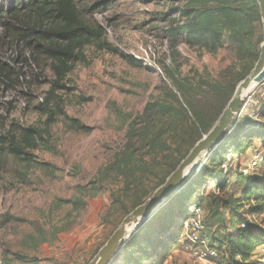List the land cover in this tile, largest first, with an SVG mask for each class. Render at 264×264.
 Wrapping results in <instances>:
<instances>
[{"label":"rangeland","instance_id":"374dc122","mask_svg":"<svg viewBox=\"0 0 264 264\" xmlns=\"http://www.w3.org/2000/svg\"><path fill=\"white\" fill-rule=\"evenodd\" d=\"M19 2L0 0V75L5 69L9 76L8 80L0 76L3 136L19 128H45L47 117L38 108L45 104L55 79L47 56L27 43L38 27L34 20L27 21L23 11L14 14L18 19L9 13ZM103 2L104 10L90 12L93 4ZM185 3L76 0L81 14L105 29L118 53L86 48L89 63H78L65 81L67 89L57 91L49 103L64 111L51 128L53 149L41 145L33 151L32 167L0 151V264L91 262L106 240L104 219L114 210V198L130 211L151 197L178 158V149L186 151L194 112L207 109V119L219 112L221 96L215 89L236 84L252 63L227 43L216 51L190 47L182 39L174 46L170 28L182 22L176 12ZM260 28L264 34L263 25ZM154 102L175 110L163 116L151 113L154 116L143 122L147 105ZM65 116L88 131L73 128ZM256 152L264 153L257 141L233 159L223 192L211 183L199 197L208 228L212 210H223L229 220L234 209L264 236V206L260 200L244 198L246 180L240 178ZM206 159L207 154L198 164ZM261 167L251 172L264 178ZM78 199L85 208H76L73 202ZM253 262L264 263L258 253ZM166 264L193 260L178 247Z\"/></svg>","mask_w":264,"mask_h":264},{"label":"trees","instance_id":"16d2710c","mask_svg":"<svg viewBox=\"0 0 264 264\" xmlns=\"http://www.w3.org/2000/svg\"><path fill=\"white\" fill-rule=\"evenodd\" d=\"M17 1L20 2L9 10V13L12 18L18 19L14 14L23 11L27 21L34 20V27H38L32 29L31 40L27 43L36 52L47 56L55 78L45 104L38 108L47 117L45 128L30 126L16 131L9 130L6 135H0V151L7 157H12L15 162L30 168L35 164L33 151L39 149L41 145L53 149L52 142L50 143L51 128L58 122V118L64 115V111L60 106H56V109L50 108L49 103L57 91L67 89L65 81L75 66L78 63L86 65L89 63L85 53L86 48L93 46L98 51L112 54H117L118 50L109 43L105 29L81 14L76 0ZM103 6H106V2L95 3L89 10L95 13L104 10ZM176 13L182 17V22L170 28L169 34L174 46L179 39H182L190 47L216 51L227 43L236 47L240 57H249L252 64L239 74L236 84L215 89V93L221 96L222 104L219 112L212 118H206L210 113L207 109L202 110L204 113L194 112L195 121L191 123L190 133L186 137V151L182 153V150L178 149V158L161 183L154 188L153 193L165 183L192 148L214 126L232 99L238 84L254 69L264 42V34L260 28L262 20L256 0H186L184 8L177 10ZM127 59L132 60L129 57ZM2 71L0 76L8 80L7 71L5 69ZM170 77L174 81L172 74ZM178 92H182L180 88ZM174 110L171 105L149 103L142 120L145 122L146 117L151 113L163 116ZM184 113L186 114L185 111ZM154 114L150 116L153 117ZM261 117L264 120V110ZM66 120L73 128L88 131V128L80 125L76 120L65 116V122ZM255 141L261 144L264 152V123L241 115L224 140L210 150L204 162L197 165L181 191L140 226L127 240L125 248L115 257L112 264H166L172 253L180 247V241L185 233L184 223L189 215L188 208L192 205H198L205 212L203 239L209 247L217 251L218 258L214 260L216 264H254L253 259L257 250L264 246V236L260 229L251 225L245 216L234 209L228 216L229 220L225 218L223 210L221 212L219 209L212 210L208 228V216L202 205L203 200L199 197L207 193L211 183H214L220 193L223 192L229 183L228 167L231 166V162L239 155L247 153L254 146ZM261 168L264 169V162ZM242 170L240 178L246 180L242 192L244 198L260 200L262 202L260 207L264 206V178L254 175V172L244 174ZM144 202L141 200L135 203L133 209L127 211L120 200L114 198L112 206L114 210L104 219L107 234L102 247L125 217ZM73 203L76 208L83 209L86 206L85 202L79 199ZM243 225L246 228H243ZM211 229H214L213 232ZM215 229H220L221 233L218 234ZM232 230L236 232L235 235L231 234ZM37 262L35 264H39Z\"/></svg>","mask_w":264,"mask_h":264},{"label":"water","instance_id":"95a60500","mask_svg":"<svg viewBox=\"0 0 264 264\" xmlns=\"http://www.w3.org/2000/svg\"><path fill=\"white\" fill-rule=\"evenodd\" d=\"M259 6L262 25L264 27V0H256ZM264 81V42L260 48V56L252 72L241 81L222 114L202 139L192 148L188 156L167 178L165 183L155 190L142 205L133 210L115 230L106 244L89 264H111L115 257L125 248L127 240L145 222L151 219L166 203L185 186L198 165V161L214 147H217L229 134L244 104L245 95L256 85ZM246 92V94H244ZM193 171L188 173V169Z\"/></svg>","mask_w":264,"mask_h":264},{"label":"built area","instance_id":"2783aa9c","mask_svg":"<svg viewBox=\"0 0 264 264\" xmlns=\"http://www.w3.org/2000/svg\"><path fill=\"white\" fill-rule=\"evenodd\" d=\"M260 90V97L258 91ZM264 110V81L254 86L244 97V104L238 117L246 115L257 121H261V113ZM237 117V118H238ZM264 153L256 152L252 155L249 166L243 168L242 172L248 174L251 170L258 169L264 162ZM227 169V166H225ZM218 193L219 190H217ZM188 219L184 223L185 233L180 241L182 252L188 255L193 264H209L218 258V253L209 247L203 239L205 230L204 219L205 212L198 205H192L188 208ZM246 228L245 225L242 226ZM258 255L264 261V247L257 250Z\"/></svg>","mask_w":264,"mask_h":264},{"label":"bare ground","instance_id":"6f19581e","mask_svg":"<svg viewBox=\"0 0 264 264\" xmlns=\"http://www.w3.org/2000/svg\"><path fill=\"white\" fill-rule=\"evenodd\" d=\"M244 94H246V92H245ZM192 171H193V167H190V168L188 169V173H191Z\"/></svg>","mask_w":264,"mask_h":264}]
</instances>
